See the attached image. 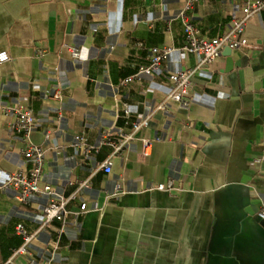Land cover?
I'll list each match as a JSON object with an SVG mask.
<instances>
[{
  "label": "crops",
  "instance_id": "obj_1",
  "mask_svg": "<svg viewBox=\"0 0 264 264\" xmlns=\"http://www.w3.org/2000/svg\"><path fill=\"white\" fill-rule=\"evenodd\" d=\"M184 3L0 0V52L11 56L0 62V105L34 113L30 138L45 148L43 182L72 197L73 212L63 233L60 221L41 229L48 196L22 203L18 191L1 188L32 165L24 135L0 114V264L22 243L18 224L38 232L30 246L38 264H264V9L246 25L249 47L224 50L193 77L188 107L160 109L173 88L169 75L198 62L180 50ZM245 3L200 0L190 14L213 39ZM155 46L175 50L161 69L123 83L149 64ZM146 119L122 149L102 142L119 144ZM143 138L152 140L146 153ZM107 160L111 173L101 169ZM170 181L173 190L156 189ZM82 203L87 211L77 215Z\"/></svg>",
  "mask_w": 264,
  "mask_h": 264
},
{
  "label": "built area",
  "instance_id": "obj_2",
  "mask_svg": "<svg viewBox=\"0 0 264 264\" xmlns=\"http://www.w3.org/2000/svg\"><path fill=\"white\" fill-rule=\"evenodd\" d=\"M200 0H185L184 8L179 14V20L182 23L186 43L180 48V50L186 53H192L198 56V62L195 66L182 69L173 72L169 75V79L173 85L172 91L168 94L165 101L160 105V109H166L168 104H176L180 107H188L190 99L188 98L190 88L193 83V77L199 72L200 69L212 64L216 61L225 50L229 47L231 49H241L249 47V40L246 36V25L251 17L259 13L264 9V0H246L243 7V15L235 18L232 21L230 29L223 35L208 39L201 36L198 28L194 25L191 17V10L194 5ZM73 58H79L81 51L79 47H69ZM175 50L171 46H155L149 51V64L147 66L140 67L139 71L130 77L123 80V83H129L135 78L140 77L142 74H153L157 70L161 69L164 62L168 59L171 53ZM11 59V56L6 52H0V62H6ZM57 70V69H56ZM54 98L61 99L60 91L53 93ZM129 107L124 105V113L128 114ZM0 114L12 118L11 127L21 132L24 135L25 146L22 149V154L32 165L30 169L20 168L12 172L5 182L1 185V188H11L18 191L16 196L17 200L22 203H28L29 198L33 194H42L48 196V203L44 206L42 211V228L49 227L53 221H60L62 226L60 232L63 233L66 226L69 223V219L73 212L69 208V203L72 197H66L65 195L55 191L48 183L43 182L44 170H45V148L41 145L34 143L31 138V132L36 125V117L34 113L26 108L17 106L0 105ZM147 119L143 121H137L133 123V131L124 135L119 144L112 143L107 136L103 137V143H110L115 146L116 151L122 149L126 144L137 139V133L146 125ZM145 153L152 145V140L143 138ZM75 145L77 147L84 146L83 135L76 136ZM96 149L95 146H87L85 148L86 153H90ZM101 169L105 173L112 172V162L110 160L105 161ZM87 182H82L80 186H86ZM156 189L162 191H171L174 189L172 181L164 184L157 185ZM121 190V185H116V191ZM87 211V203H82L78 214ZM258 216L264 220V205L258 211ZM79 229V227H76ZM16 232L22 238V243L19 247L12 251L11 256L2 264H20L17 262L19 256L27 258V264H38L31 251V244L37 237L38 232H29L23 224H18ZM58 244L55 245V248Z\"/></svg>",
  "mask_w": 264,
  "mask_h": 264
},
{
  "label": "water",
  "instance_id": "obj_3",
  "mask_svg": "<svg viewBox=\"0 0 264 264\" xmlns=\"http://www.w3.org/2000/svg\"><path fill=\"white\" fill-rule=\"evenodd\" d=\"M231 48H229V47H227V48H225V50H230Z\"/></svg>",
  "mask_w": 264,
  "mask_h": 264
}]
</instances>
